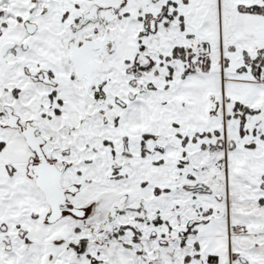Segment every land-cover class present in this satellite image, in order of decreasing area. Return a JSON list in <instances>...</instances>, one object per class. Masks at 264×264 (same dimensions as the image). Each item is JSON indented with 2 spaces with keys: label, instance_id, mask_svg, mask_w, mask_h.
<instances>
[{
  "label": "snow or ice",
  "instance_id": "6c2138e0",
  "mask_svg": "<svg viewBox=\"0 0 264 264\" xmlns=\"http://www.w3.org/2000/svg\"><path fill=\"white\" fill-rule=\"evenodd\" d=\"M0 264H264V0H0Z\"/></svg>",
  "mask_w": 264,
  "mask_h": 264
}]
</instances>
